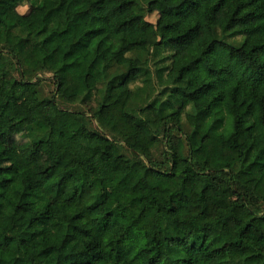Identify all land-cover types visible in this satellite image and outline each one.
Here are the masks:
<instances>
[{
	"label": "trees",
	"instance_id": "trees-1",
	"mask_svg": "<svg viewBox=\"0 0 264 264\" xmlns=\"http://www.w3.org/2000/svg\"><path fill=\"white\" fill-rule=\"evenodd\" d=\"M0 264H264V0H0Z\"/></svg>",
	"mask_w": 264,
	"mask_h": 264
},
{
	"label": "rangeland",
	"instance_id": "rangeland-1",
	"mask_svg": "<svg viewBox=\"0 0 264 264\" xmlns=\"http://www.w3.org/2000/svg\"><path fill=\"white\" fill-rule=\"evenodd\" d=\"M140 6L146 7V4L144 3V1H141ZM145 17L150 22L156 23L158 14L156 12L149 13L148 11H146ZM40 76L43 78V83H44V87H45V94L46 95H52L56 89L52 75L40 74ZM68 106L70 109H83V106L79 105L78 103L77 104H71ZM17 139L21 140V141H25V140H27V137L20 134L17 136ZM122 148H123L124 152H126L130 157H133V153L128 148H126L125 146H123Z\"/></svg>",
	"mask_w": 264,
	"mask_h": 264
}]
</instances>
